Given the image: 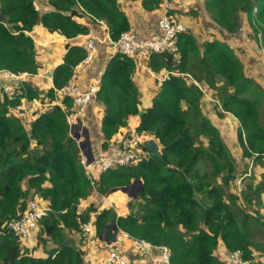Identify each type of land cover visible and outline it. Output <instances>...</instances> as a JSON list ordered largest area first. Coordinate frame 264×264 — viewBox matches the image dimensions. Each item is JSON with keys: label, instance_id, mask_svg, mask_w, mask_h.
Instances as JSON below:
<instances>
[{"label": "trees", "instance_id": "1", "mask_svg": "<svg viewBox=\"0 0 264 264\" xmlns=\"http://www.w3.org/2000/svg\"><path fill=\"white\" fill-rule=\"evenodd\" d=\"M46 1L48 10L40 12L34 0H0V68L39 71L30 35L38 23L67 40L88 33V25L78 19L83 16L93 22L102 20L112 40L129 28L118 0ZM140 1L143 8L152 10L162 0ZM203 5L227 33L239 29V12H246L264 40V0H203ZM65 48L62 61L51 71L53 86L44 94L49 102L72 79L74 67L86 54L77 44L66 42ZM148 62L152 71L163 69L165 76L140 115L133 82L136 63L121 53H114L104 66L95 101L102 105V148L129 118L136 117L135 131L154 139L165 160L146 154L100 173L97 186L106 195L133 179L142 181L144 190L127 201V212L122 215L111 207L97 210L90 205L85 211L78 210L80 200L89 194L90 182L59 105L42 100V110L32 109L33 119L23 123L11 109L23 99L39 100L43 92L31 80L13 97L0 100V264H86L85 242L76 245L68 239L73 233L82 236L79 224L90 220L91 214L97 238L115 221L116 231L167 245L174 264H227L215 256L220 242L227 253L240 250L247 264H264L260 260L264 238L258 241L251 236L253 225L264 226V218L246 210V203H259L264 183H247L242 195L226 198L223 188L209 179L205 161L212 165L210 173L220 175L223 183L233 179L236 168L218 127L203 112L204 91L197 83L215 91L212 96L220 102L219 110L237 119L236 139L242 156L264 164V115L260 112L264 91L260 84L245 74L227 42L214 38L199 44L191 32L177 37L173 51L152 53ZM62 103L69 107L71 99ZM34 194L49 210L38 223L35 245L27 248L8 223ZM240 195L245 207L236 202ZM106 236L112 237L111 229ZM36 248L43 254H34Z\"/></svg>", "mask_w": 264, "mask_h": 264}, {"label": "built area", "instance_id": "2", "mask_svg": "<svg viewBox=\"0 0 264 264\" xmlns=\"http://www.w3.org/2000/svg\"><path fill=\"white\" fill-rule=\"evenodd\" d=\"M171 10V0H162L160 14L157 19L159 32L153 33L147 38L138 37L133 28L122 31L115 40L109 38L108 41L112 45V53H121L131 57L137 66L144 67L152 53L173 51L176 48L177 37L180 34L189 32V29L183 22L171 16ZM254 11L255 9L252 12ZM84 35L83 39L76 44L83 47L86 54L74 67V70L77 67L90 64L97 53V44L92 29H89L87 35ZM32 77H34V74L28 71L15 72L0 68V100H3L4 97H13L22 84L25 81H30ZM100 81L101 75L99 74L85 89H80L71 79L55 92V99L50 101L49 105L58 104L61 107L69 127L76 122L83 123L90 103L97 100V90ZM65 98L71 99V106L67 107L62 103ZM23 101L24 99L11 109L14 114H24L26 110ZM25 117L27 116L25 115ZM23 123L28 124V121H23ZM117 139V156L103 153L98 157H94L91 163L86 164V158L81 154V163L90 182L91 203L97 206L108 200L107 195L99 192L97 186L100 173L110 168L128 165L147 154L146 150L143 151V141L147 139L144 134L130 130L121 133ZM75 141L78 144V141ZM261 157L264 161V151ZM242 175L237 179V190L239 192L243 189L240 183L243 179ZM48 210L46 203L40 199L31 198L27 202L26 208L16 219L11 220L8 226L13 235L22 241L27 238L31 229H37L39 221L47 214ZM79 229L82 236L88 241L93 239V243H101L100 248L97 246L98 248L94 249L93 253L97 254L104 264H174L171 259V251L165 244L156 245L125 231H116V234L112 235L108 240H104L99 236L97 238L91 219L80 223ZM226 263L247 264V261L243 258L240 250H234L226 253Z\"/></svg>", "mask_w": 264, "mask_h": 264}, {"label": "crops", "instance_id": "3", "mask_svg": "<svg viewBox=\"0 0 264 264\" xmlns=\"http://www.w3.org/2000/svg\"><path fill=\"white\" fill-rule=\"evenodd\" d=\"M34 5L36 9L40 12L48 10V4L46 0H34ZM198 5L200 6V8ZM118 6L120 10L126 15L127 20L129 22V28H133L138 37L147 38L151 34L159 32V29L157 27V19L160 14V7L154 8L152 10L145 9L142 7L140 0H118ZM171 7H172V10L170 11L171 16L174 19L183 22L188 27L189 32L191 33L195 32L194 29L195 25H200L202 21L207 20L206 18H208V15L203 5V0H171ZM78 19L84 22L86 25H88L90 29H92L93 36L95 37V41L97 44V53L93 57L92 62L86 66L77 67L73 71L72 80L76 83V85L80 89H85L96 76H98L99 74L101 75L108 59L114 54L112 53V45L108 41L110 38L108 28L102 20H96L95 22H93L92 20L88 19L86 16L85 17L83 16ZM30 35L34 40L35 48L37 51L36 57L41 65L39 71L35 73L34 77H32L30 80L34 87L40 89L43 92V94H45L46 90L53 86L51 71L55 65H57L62 61V57L66 52L65 43L68 42L70 45H74L79 40H82L85 35H79L76 38L67 40L61 37L57 32L47 31L40 23L36 24L33 27L32 31L30 32ZM243 36L244 35L240 34V32L238 34H235V36L232 38L234 44L233 43L232 44L241 47V45L244 44ZM217 39L224 41L225 36H223V38L219 37ZM164 76H165V71L163 69L159 71H152L149 67L148 61L146 62L144 67H140L136 65V69L133 73V82L138 91V99L140 101L138 107L140 110H143V108L147 107L151 103V98L156 93L158 86L160 82L163 80ZM45 99L49 103L48 99L47 98ZM23 104L25 105V110L29 108L31 109L37 108L39 111H41L40 107L42 106V100H38V101L35 100L34 102H28L24 100ZM101 108L102 105L100 104V102H95V101L91 102L86 110V118L83 121V123H81V125L83 127H86L88 130L89 140L94 157H98L103 153L117 156L118 155V151L116 148L118 144L117 138H119L121 133L125 131L135 130L137 118L136 117L129 118L127 120V124L120 129V133L117 136L115 135V137L110 138L107 141L106 147L102 148L101 144L103 142V135L100 129V119L102 116ZM213 111L214 110L212 109L210 111H207L208 114H205L208 115L207 117L213 122H218L219 124L220 122H223L226 118H229L228 116L227 117L218 116L216 110L214 111V113ZM220 111L224 115L230 114L222 110ZM18 115L21 118L25 117V115L27 116L22 121L29 122L30 120L33 119L32 111L28 112V114L24 112V114L22 115L18 114ZM230 118L232 124L237 128L238 126L237 119L232 114H230ZM241 157L244 160H248L246 163L247 164L245 168L246 170L242 175L243 178L245 176L250 175L253 170H254V174L252 175L257 176L259 173V170H257L258 167L257 164L254 163V161L251 162V160L249 163V159L247 157H243L242 154ZM249 164L250 167L248 166ZM259 176L260 179H262V177L264 178L263 173ZM260 179L256 178L255 181L257 182ZM117 192L118 191L113 192L111 190V193L107 195L108 200L104 201L102 204H99L97 206L96 204L91 203L92 197L90 196V191H89V194L86 196V198L80 200L78 204V210L80 212L85 211L88 208V206L92 205V207H95L97 210L111 207L115 210L117 215L125 214L127 212L128 198H126L124 195L123 196L118 195ZM263 193L264 192H261L260 194L261 206L258 207L256 205L257 208H259L258 210L256 208L253 209L252 205L255 204L251 203V209L256 211H261L262 214H264ZM34 195L38 196L37 194ZM92 215L93 214H91L90 219H93ZM36 232L37 229H33V230L31 229L29 231L28 234L29 240L27 242V248H31L35 245ZM71 239L76 245L85 242L84 259L86 264H101L102 259L99 258L97 254L93 253V250L96 249L94 243H96L97 246L100 248L101 245L100 242L93 243V239L91 241H88L87 239H85V241L84 240L82 241V236L79 233H73L71 235ZM226 253L227 250L220 242L218 248L215 250V256H217L219 259L224 258V260H226ZM34 254L42 255L43 251L41 248L38 249L36 248ZM260 260L264 261V256H261Z\"/></svg>", "mask_w": 264, "mask_h": 264}, {"label": "rangeland", "instance_id": "4", "mask_svg": "<svg viewBox=\"0 0 264 264\" xmlns=\"http://www.w3.org/2000/svg\"><path fill=\"white\" fill-rule=\"evenodd\" d=\"M199 8H200V6H199ZM206 13L208 15V18H206L207 20L202 21L200 23V25L194 26L195 32H193L192 34H193V36H195L197 42L199 44H202L203 41H205V40H211L214 38L217 39L219 37L223 38V36H225L224 41L230 42V43L229 42H227V43H229L230 46L233 48V51H234L235 55L237 56V58L240 61L242 60L243 63L242 62L241 63L244 66L243 69H244L245 74L252 77L258 84H260V88L264 91V40H263V35L260 32H257V30L254 28L253 24H251V21L248 19L246 12H243V11L239 12V18L241 19L240 27L234 33H227L226 31H224L216 23L213 22L211 17L209 18L210 14L207 11H206ZM239 32H240V34L244 35L243 36L244 44L241 45V47H239L237 45H233L234 41L232 40V38L235 36V34H238ZM197 84L204 91L203 92L204 96H203V99L201 102L203 112L205 114H208L207 111H210L213 109L214 111L216 110L218 116H225V117L228 116L229 117V118H226L223 122H220L219 124H218V122H214V123L218 127L221 135L223 136L224 142H226V144H228V146H229L231 154L234 158L236 173H235V176L233 177V179H231L228 183H223L220 179V175H215V174L210 173L212 165L208 161L204 162V167H206L208 172H209V179L212 180V182H215L218 186L223 188L224 195L226 196V198L230 194L231 195L232 194H235V195L241 194L237 190V179L246 170L245 168H246V165H247L246 163L248 160H244L241 157L242 148L239 146L238 140L236 139V127L230 121V119H231L230 114L224 115L219 110L220 106H221L220 102L218 100H216V97L212 96V93H214L215 91L207 88V86L205 84H202V83L201 84L197 83ZM45 97L46 96L44 94H41L39 96V100L45 101L46 100ZM36 110H37V108H36ZM31 111H32V109L29 108L25 111V113L28 114V112H31ZM214 111H213V113H214ZM260 112L262 113V115H264V99L261 102ZM74 131L80 132V130H77V129H74ZM251 162H253V160H251ZM249 163H250V159H249ZM263 165H264L263 163H260V164L257 163V166H258L257 170H259V173L257 176L252 175V174H254V170H253L249 176H245L241 180L240 183H241V186L243 187L242 191L245 189L247 183L248 184H252V183L262 184V183H264V178L262 177V179H260V176H259L262 173L264 176V166ZM248 166L250 167V164ZM256 178H258L260 180L256 182L255 181ZM132 190H133L132 191L133 193L136 192L137 186L136 185L133 186ZM117 191H118L117 192L118 195H122V196L124 195L126 198H128V200L131 198V197H127V194H125L124 192H122L120 190H117ZM241 195L238 196L239 198L236 200V202L239 205H242L243 207H245L244 202L241 201ZM252 196L254 197L255 195L252 194ZM36 198L39 199L38 196L33 195L32 199H36ZM135 198H137V196ZM246 205H247L246 210L248 212H252V213L258 215L259 217L264 218V214H262L261 211L255 212V210L251 209L250 203H246ZM256 205L258 207L261 206V202L259 201V203L252 205L253 209L256 208L258 210L259 208H257ZM91 221H93V220L91 219ZM251 236H252L253 240L261 241L264 238V226H258L257 224H254L252 227ZM28 237H29V235L27 236V238H25L24 240L21 241V245L24 244L27 246V242L29 240ZM94 245L96 246V248H98L96 243H94ZM221 259L224 260V258H221ZM101 264H104V263L101 261Z\"/></svg>", "mask_w": 264, "mask_h": 264}, {"label": "water", "instance_id": "5", "mask_svg": "<svg viewBox=\"0 0 264 264\" xmlns=\"http://www.w3.org/2000/svg\"><path fill=\"white\" fill-rule=\"evenodd\" d=\"M0 21H1V17H0ZM141 113H142V110H140L138 114L140 115ZM74 129L80 130V132H76L74 131ZM69 133L71 134L72 138L78 141L79 150L81 154L86 158V164L91 163L94 160V155L92 152V148H91V144L89 140V133H88L87 128L83 127L80 122H76L74 123L73 126L69 127ZM143 147L149 156L156 158L159 161L165 163V160L159 151V146L154 141V139L150 138V139L144 140ZM135 185L137 186V190L136 192L133 193L132 187ZM117 190L124 192L125 194H127L128 197L135 198L137 194L139 192H142L144 189H143L142 181L140 179H133L129 185L115 187L112 189V191H117ZM107 227H108V230L109 229L112 230V235L114 236L116 234V229H117V225L115 221L111 222V224H109ZM108 230H106L101 235H99V237L103 238L104 240H108L106 236ZM68 242L72 243V240L68 239Z\"/></svg>", "mask_w": 264, "mask_h": 264}]
</instances>
